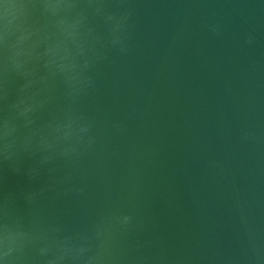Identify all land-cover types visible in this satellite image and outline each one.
<instances>
[{
  "label": "water",
  "instance_id": "water-1",
  "mask_svg": "<svg viewBox=\"0 0 264 264\" xmlns=\"http://www.w3.org/2000/svg\"><path fill=\"white\" fill-rule=\"evenodd\" d=\"M3 264H264V0H0Z\"/></svg>",
  "mask_w": 264,
  "mask_h": 264
},
{
  "label": "clouds",
  "instance_id": "clouds-1",
  "mask_svg": "<svg viewBox=\"0 0 264 264\" xmlns=\"http://www.w3.org/2000/svg\"><path fill=\"white\" fill-rule=\"evenodd\" d=\"M0 264H3V262H2V261H0Z\"/></svg>",
  "mask_w": 264,
  "mask_h": 264
}]
</instances>
